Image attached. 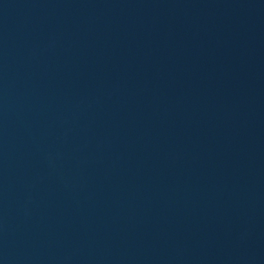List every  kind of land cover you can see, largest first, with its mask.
<instances>
[{"label": "water", "instance_id": "obj_1", "mask_svg": "<svg viewBox=\"0 0 264 264\" xmlns=\"http://www.w3.org/2000/svg\"><path fill=\"white\" fill-rule=\"evenodd\" d=\"M0 264H264V0H0Z\"/></svg>", "mask_w": 264, "mask_h": 264}]
</instances>
